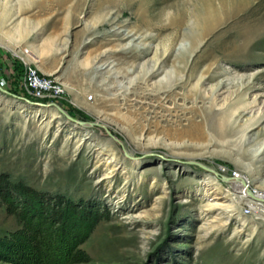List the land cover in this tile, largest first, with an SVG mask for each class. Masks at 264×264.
<instances>
[{
  "label": "rangeland",
  "instance_id": "1",
  "mask_svg": "<svg viewBox=\"0 0 264 264\" xmlns=\"http://www.w3.org/2000/svg\"><path fill=\"white\" fill-rule=\"evenodd\" d=\"M188 1L0 0V78L18 97L0 93V176L48 206L102 214L90 232L72 215L44 222L10 191L0 264H264V225L238 214L242 177L264 191V0L219 12L192 54L168 21ZM25 67L123 150L22 100L36 102Z\"/></svg>",
  "mask_w": 264,
  "mask_h": 264
},
{
  "label": "bare ground",
  "instance_id": "2",
  "mask_svg": "<svg viewBox=\"0 0 264 264\" xmlns=\"http://www.w3.org/2000/svg\"><path fill=\"white\" fill-rule=\"evenodd\" d=\"M130 1L133 2L134 5H137V4L143 3L146 0H130ZM237 2L238 1H236V0H189L188 2H185L183 8L181 7L182 9L177 11L176 15H174L173 17H170L168 19L169 26H173V28L175 30H178V31L182 30L183 31L182 36L184 38L190 40V47H189L190 53L189 54H192L198 48V34H197L196 30L198 29L202 33L204 31H206L207 29H209V27L216 21L219 12L226 10L230 6L232 7V5H235V3H237ZM239 3H242V2H239ZM237 5H238V3H237ZM161 16L163 17V16H165V14L163 13V14H161ZM188 17H191L193 19L192 26L186 25L188 22L187 21ZM205 33H207V32H205ZM172 77H173V75H168V76L164 75V77L161 79V81L163 82V80H166L167 82H171ZM1 89L5 90L3 87H1ZM5 91H6V93L1 92V91H0V93L12 96V94H10L7 90H5ZM12 97L18 99L17 96H12ZM20 99H22V98H20ZM36 107L46 109L47 106L43 105V106H36ZM48 108H54V107H48ZM41 111H44V110H40L39 112H41ZM63 112H65V111L63 110ZM51 114H52V116L56 117L57 119L60 118V116L58 115L59 112L55 108L52 110ZM61 115H63V114H61ZM71 123H73L76 126H80L82 128H86V125L90 126V124L88 122L79 121V120H76V122H71ZM97 124L99 125V127L103 128L106 133H109L108 134L109 137L112 138L122 149L123 142H121L116 137H114L107 130L106 127H104L103 125H101L99 123H97ZM122 153L124 155H127L129 157V159H132V163H134V164L136 163L137 160L135 158H132L131 156L126 154V152H122ZM198 165L201 168L206 169L204 165H201V164H198ZM239 182H242V184L246 188V193L240 194L242 196L243 200H245L246 196H248L250 198L258 199L254 195H252L251 191L248 190L247 187L250 186L251 183L247 177H242L241 181L239 180ZM258 200H260V199H258ZM261 200L264 201L263 196H261Z\"/></svg>",
  "mask_w": 264,
  "mask_h": 264
},
{
  "label": "built area",
  "instance_id": "3",
  "mask_svg": "<svg viewBox=\"0 0 264 264\" xmlns=\"http://www.w3.org/2000/svg\"><path fill=\"white\" fill-rule=\"evenodd\" d=\"M0 86L5 87L6 83L0 78ZM20 86L24 93L32 100L42 103H57L64 98L62 87L47 75H43L36 68L25 67L20 77ZM222 174H226L224 171ZM229 178L235 175L234 172L229 174ZM256 190V189H252ZM264 198V191L259 190ZM245 204L241 206L240 217H250L253 221L264 225V201L248 196L245 197Z\"/></svg>",
  "mask_w": 264,
  "mask_h": 264
},
{
  "label": "trees",
  "instance_id": "4",
  "mask_svg": "<svg viewBox=\"0 0 264 264\" xmlns=\"http://www.w3.org/2000/svg\"><path fill=\"white\" fill-rule=\"evenodd\" d=\"M10 191L17 194L19 198H22L24 201L30 199L34 207L33 216L40 220H44V222L58 220L57 222H61L64 216H68L71 219V215L74 218H83L84 224L88 226V232L92 230L95 224L102 219V214L99 213L98 209H90L89 211L83 213L81 211H77V208L73 207L71 201L59 199L56 201L55 207L49 205L47 203H43V197L39 194H36L34 191L23 187L22 185H9L6 182V179L3 176H0V196L3 201H6L7 198L10 197ZM23 210L30 214L29 208L24 207ZM82 216V217H81ZM80 241L75 242L71 246V251L75 249ZM74 253H79L78 249H75Z\"/></svg>",
  "mask_w": 264,
  "mask_h": 264
},
{
  "label": "water",
  "instance_id": "5",
  "mask_svg": "<svg viewBox=\"0 0 264 264\" xmlns=\"http://www.w3.org/2000/svg\"><path fill=\"white\" fill-rule=\"evenodd\" d=\"M0 91L6 93V91L3 90V89H1V87H0ZM12 96H14V95H12ZM22 100H24L28 104H31V105H34V106H43V105H46L47 107H54L59 113H61V114L64 115V118H65L66 121H68V122H76L75 119H73L72 117H70L69 115H67L65 112H63L62 108L58 104H56V103H53L52 102V103H48V104H42V103H38V102H31V101H28V100H25V99H22ZM88 123L90 125H92V126H98L99 127V125L97 123H92V122H88ZM106 134L108 135L109 133H106ZM124 156L127 159H129V157L127 155H124Z\"/></svg>",
  "mask_w": 264,
  "mask_h": 264
},
{
  "label": "crops",
  "instance_id": "6",
  "mask_svg": "<svg viewBox=\"0 0 264 264\" xmlns=\"http://www.w3.org/2000/svg\"><path fill=\"white\" fill-rule=\"evenodd\" d=\"M0 27H1V25H0Z\"/></svg>",
  "mask_w": 264,
  "mask_h": 264
}]
</instances>
